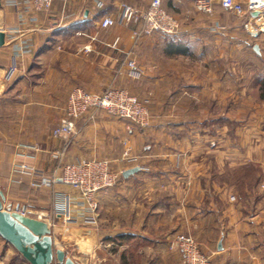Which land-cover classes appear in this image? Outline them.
<instances>
[{
    "label": "crops",
    "instance_id": "0c3cea01",
    "mask_svg": "<svg viewBox=\"0 0 264 264\" xmlns=\"http://www.w3.org/2000/svg\"><path fill=\"white\" fill-rule=\"evenodd\" d=\"M149 1H55L48 12L32 13L31 20L29 15L20 19L15 6L0 0V30L5 33L0 47L3 208L18 207L34 218L47 213L42 220L50 226L55 246L61 229L77 230L80 240L78 230L85 226L93 235L120 237L119 250L140 255L139 262L132 256L137 264H183L179 252L166 249L167 239L176 233L192 236L200 250L211 255V264H264V132L246 135L241 150L237 133L207 130L221 126L226 116L234 120L243 108L253 109L249 117L260 118L264 97L253 101L252 87L232 79L238 78L239 50L264 66V31L251 36L246 18L222 9L219 0H210L209 15L196 12L193 0H161L179 22L177 33L133 41L134 26L120 22L119 5L143 9ZM105 16L113 23L102 28ZM14 29L18 33H12ZM129 60L138 77L130 75ZM11 65L16 70L10 74ZM260 76L264 80V74ZM74 87L93 93L125 89L149 109L153 120L137 129L102 112L88 114L76 121L77 134L65 137L59 124ZM125 150L129 156L121 160ZM24 151L30 156L22 157ZM55 151H63L65 163L106 158L122 171L114 188L97 195V225L64 224L52 215L54 192L78 198L70 188L31 185L52 174ZM21 164L32 167L36 176L15 172ZM250 164L259 177L250 188V208L240 214L231 195L229 201L235 203L216 224L209 193L232 189L217 177ZM222 220L225 232L216 237ZM9 247L10 256H16ZM68 257L83 264L81 257Z\"/></svg>",
    "mask_w": 264,
    "mask_h": 264
},
{
    "label": "built area",
    "instance_id": "2783aa9c",
    "mask_svg": "<svg viewBox=\"0 0 264 264\" xmlns=\"http://www.w3.org/2000/svg\"><path fill=\"white\" fill-rule=\"evenodd\" d=\"M7 4L15 6L20 14L29 15L33 20L32 13L48 12L55 1L64 0H5ZM219 6L231 12L234 16L245 17L246 23L250 26V35L257 34V31H264V0H245L243 3L236 0H219ZM98 5H102L99 1ZM193 8L196 12L211 14L212 2L210 0H193ZM255 13V14H254ZM120 22L124 25H133L131 29L133 41L143 37L151 36L154 33L163 35H174L179 29V22L176 17L167 11L161 0H150L143 9H137L127 3L119 5ZM113 23L109 16L100 21V26L106 28ZM253 26H255L253 28ZM18 32L17 29L12 33ZM117 41V39L115 40ZM127 65L130 75L138 77L139 73L133 60ZM16 67L11 65L8 72H15ZM102 112L106 115L128 121L135 127L143 128L150 124V115L147 107L135 96L122 88L109 87L102 92L93 93L80 87H74L67 96L63 116L60 121L59 131L65 137L76 135V121L86 115H94ZM26 149V148H25ZM33 149V148H30ZM28 150V149H27ZM63 151L54 154L58 158L57 165L49 178H40L33 181L34 187L54 188L58 185L67 186L77 193L78 198H73L68 193L54 192L52 197V215L64 224L85 223L95 224L97 218V194L114 186L121 176L122 171H115L111 161L106 158L82 159L76 163L64 164L60 161ZM22 157H29L27 151L20 154ZM128 151L122 153L124 160ZM35 170L25 164H21L15 172L21 175H28L31 178L36 176ZM47 213H39L36 218L45 219ZM168 249L179 252L182 255L183 264H210V259L205 253L200 252L195 240L183 233L173 235Z\"/></svg>",
    "mask_w": 264,
    "mask_h": 264
},
{
    "label": "rangeland",
    "instance_id": "374dc122",
    "mask_svg": "<svg viewBox=\"0 0 264 264\" xmlns=\"http://www.w3.org/2000/svg\"><path fill=\"white\" fill-rule=\"evenodd\" d=\"M241 52L242 51L239 50V58H238V63H237L238 78L236 80L232 79V83L237 82V85L239 86L240 85L246 86L249 84L252 87L251 93L249 95L250 98L253 101L260 100L259 99L260 97H264V80H262L263 78L262 79L260 78L261 77L260 75L264 74V66L260 67L261 63L258 60H254V62H251L250 61L251 59L246 58L245 53L244 52L241 53ZM240 75H242L243 77H240ZM147 110L150 115V123H151V121L153 120V117L148 108ZM251 111H253L252 108H249L247 110L244 108L239 109L237 118H234V120H231L229 116H226L227 119L226 118L222 119L221 126H215V130H214V127L210 125V126H207V130L210 134L214 132L216 133L222 132V133H227V134L232 133V135H234L235 133H237V137L239 141V142L237 141V143L239 144V149L242 150L246 146L244 142L246 135H248L247 137H249V134L254 135L256 133H259L260 130L264 132V116H262L264 114V109H258L257 113H258V117H260L259 119H254L256 116L249 117L251 116L250 115ZM222 112H223V116H225L226 115L225 111H222ZM115 119H118V118H115ZM118 120H122V119H118ZM147 127H143V128L136 127V128L145 129ZM221 128H223V130ZM28 150H33V149L29 148ZM27 153L29 154V152ZM55 153H57V151H55L54 154ZM62 155H63V152H62ZM62 155L60 156V161L64 164H71V163L63 162ZM128 156H129V152H128ZM128 156L126 158H128ZM56 159L58 162V158ZM111 165H112V162H111ZM112 168L117 172L120 171L118 169H115L113 166ZM256 173L258 172H257V167L255 165H252V164L238 165L235 171L233 170L231 173L226 172V173H223L220 176V178L217 177L216 180H219L220 182L225 183L227 186L231 184L232 189H229L228 187H226V189H223L220 191H211V193H209L210 200L213 204V209L215 211V214L212 215L211 218H213L214 221H216V224L219 218H222V216H224L225 213L229 211V209L231 208L230 206H233V203H235V202L229 201L230 200L229 197L231 195L235 196L236 198L235 199L237 201L236 205H237V209L240 214H245L246 211L250 208L248 205V203L250 202V199H249L250 192L252 191L250 188L254 189L257 181L259 180V177H257ZM114 186L108 189H112L114 188ZM254 196H255V193H254ZM96 200H97V196H96ZM97 210H98V206H97ZM113 211H117L115 206H113ZM220 222H222L220 223L221 225H216V228H215L216 237L219 235L220 231L222 233L225 232L224 224H227V223H224L223 220ZM97 223H98V213H97L96 223L91 224V225H97ZM85 227H88V226H85ZM84 228L78 230V232H81L82 239L85 238L84 240L81 239L82 241L80 239H77V237H75V232L77 230H72L71 228L67 230L58 229L57 231L60 230L61 232L60 233L58 232L59 234L55 238V244H57V246L54 245V247L63 250L67 256H70L71 254V255H75L76 257H81L83 264H137L136 260L134 261L132 256L137 258L139 262L140 255H135L132 253L133 255L129 256L125 254L122 250H119L120 249L119 242H118L119 239H116V236L102 237L97 232H95L96 235H93L91 231H89L87 228H85L86 229L85 230ZM224 235L225 234H223V236ZM172 237L173 236H171L166 241V249L170 252H174L168 249V243H170ZM195 242L197 243L198 248H199V243L196 240ZM10 252H11V248L9 247V245L0 239V264H20L21 263L17 259L16 261H13L14 256L13 257L10 256L11 255ZM200 252L205 253L204 251H201V250ZM205 255L209 257L210 264H211V255L208 253H205ZM53 264H57V263H53Z\"/></svg>",
    "mask_w": 264,
    "mask_h": 264
},
{
    "label": "water",
    "instance_id": "95a60500",
    "mask_svg": "<svg viewBox=\"0 0 264 264\" xmlns=\"http://www.w3.org/2000/svg\"><path fill=\"white\" fill-rule=\"evenodd\" d=\"M4 38L5 33L0 30V47ZM3 201L0 191V237L28 264H77L63 250L54 247L50 226L45 221L26 216L18 207L14 211L4 209Z\"/></svg>",
    "mask_w": 264,
    "mask_h": 264
},
{
    "label": "trees",
    "instance_id": "16d2710c",
    "mask_svg": "<svg viewBox=\"0 0 264 264\" xmlns=\"http://www.w3.org/2000/svg\"><path fill=\"white\" fill-rule=\"evenodd\" d=\"M122 237V236H121ZM116 239H120V237H116ZM16 259L20 262V261H22V260H24L23 258H22V256L19 254V253H17V255L16 256H14V259H13V261H16ZM25 261V260H24Z\"/></svg>",
    "mask_w": 264,
    "mask_h": 264
}]
</instances>
